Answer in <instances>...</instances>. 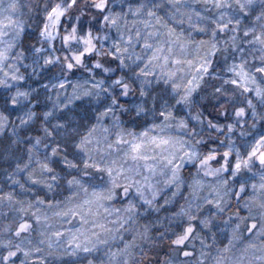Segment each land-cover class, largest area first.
Segmentation results:
<instances>
[{
	"label": "snow or ice",
	"instance_id": "6c2138e0",
	"mask_svg": "<svg viewBox=\"0 0 264 264\" xmlns=\"http://www.w3.org/2000/svg\"><path fill=\"white\" fill-rule=\"evenodd\" d=\"M0 264H264V0H0Z\"/></svg>",
	"mask_w": 264,
	"mask_h": 264
}]
</instances>
